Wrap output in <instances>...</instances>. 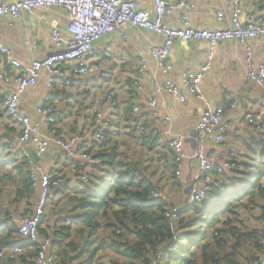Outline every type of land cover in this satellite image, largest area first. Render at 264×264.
Masks as SVG:
<instances>
[{
  "label": "crops",
  "instance_id": "crops-1",
  "mask_svg": "<svg viewBox=\"0 0 264 264\" xmlns=\"http://www.w3.org/2000/svg\"><path fill=\"white\" fill-rule=\"evenodd\" d=\"M4 1L15 2L17 0H0V4ZM171 1L177 3L181 0ZM190 1L196 6L195 10L187 14L193 27L201 30L230 27L231 15L235 9L231 0ZM137 2L141 8L153 11V0H137ZM239 6L243 22L246 21L247 15L250 13H264V0H241ZM217 12L224 14L222 22L217 21ZM67 24L66 14L59 7L39 9L34 14L22 12L12 25L8 18H0V42L11 51L14 60L19 61L24 67H28L32 61L44 59L54 50L51 37L52 28L56 26L64 32ZM165 24L169 27L180 28L182 25L181 12L175 10L166 18ZM126 33L127 39L125 40L116 33L103 37L96 46L95 60L105 58V68L111 71L114 76L112 82L103 81L98 76L88 77L82 79L77 88L58 89L53 93V99L57 102L55 116L60 132L66 136H72L79 132L84 137L79 147L81 150L87 149L91 153L94 149L93 142H98L94 138V132H90L93 121L92 109H106L108 103L101 102L98 97L109 88L117 91L120 107L118 113L112 117L111 141L107 145L109 148L114 144L118 145V149L115 150L116 156L118 155L116 158L118 167L110 168L109 171L104 170L103 175L99 171H96L99 173L93 172L91 175L93 177H89L91 183L89 181L83 184L78 179L80 173H74L73 169L77 167L87 172L86 165L69 158L54 145H51L45 155H38L40 159L36 161L32 154L35 147L30 144L19 146L16 129H11L7 125L8 118L5 114L3 115L1 124L6 127H0V244L4 247H10L15 242L24 244L17 235L18 223L23 216L34 213L39 198L40 185L37 183L34 186L30 180V162L36 164L44 173L64 176V185L55 190L53 198L58 200V208L50 209L52 199L47 205L46 216L43 218V226L44 229H47V234L42 235L44 240L49 242L48 249L56 254L58 262L61 264H91L92 261L85 259L87 253L80 255V251L64 254L62 246L57 245L58 241L54 237V230H49L48 226H52L59 217L68 211L80 215L79 210H84L79 208H84L86 205L83 204L95 200L93 196H90L89 200L86 197L87 193L97 192L98 194H108L110 198L113 197L114 190L110 183L114 182L115 176L119 172L127 169V165H137L143 175V177L139 174L135 175L134 190H138L142 185L149 186L150 189L159 193L160 199L166 203L167 207L169 205L183 207L187 204L191 187L199 178L198 165L194 159L198 140L195 126L203 114L205 106L192 96H188V101L182 103L177 97L170 94H154L152 90L155 85H164L170 82L186 93L182 85V75L185 72L195 73L201 69L208 60L209 47L205 42L200 41L192 42L187 48H183L178 43L175 44L168 57V63L172 66V70L165 73L150 55L151 48L154 45H161L164 39L140 29L127 28ZM63 35L66 36V32ZM251 47L254 52L255 64L264 65V46L260 40L252 42ZM142 56L148 60L147 69L141 76L142 90L136 91L135 97L130 99L127 95L131 85V75L133 76L139 66ZM245 61V47L235 41L221 42L215 50L213 68L204 78L201 86L205 100L213 109L226 106L228 103L226 91L233 93L237 99L238 107L235 110L225 109L224 121L230 124V130L225 140L221 143L207 140L206 152L218 163L228 160L232 152L237 155L239 171H230L225 176L215 178L210 195L218 190L224 193L242 190L243 198L241 197L239 201L233 203L234 212L237 209L238 211L233 214L232 224L233 227L240 230V233H249L264 225L262 209L264 207V193L262 192L264 190V130L257 132L253 126L246 123L248 118H253L264 126V86L245 80ZM2 67L3 64L0 61V71ZM4 69L5 71L9 70L7 66ZM46 78L47 75L42 74L38 84L28 88L20 98L19 111L34 122L42 120V117L36 113V107L47 95ZM14 90L15 86L4 85L0 81V107L4 95ZM155 96L154 99L158 101V106L151 109L150 103ZM135 107L139 108L138 114L133 113ZM166 116L171 117L172 125H164ZM137 120H140V123L144 124L147 129L146 134L149 137L147 146H142L141 140L131 134V128L137 123ZM77 122L80 123L79 126H77ZM168 129L171 131L170 137L182 139L186 155L178 178L175 176V163L167 144L168 137L163 135V132L165 133ZM11 144L14 145L13 149H9ZM127 144H130L132 150L131 161L122 162L121 158L125 154L129 157L130 150L129 146L126 147ZM147 150H153L154 153L151 167L143 165L141 161V156ZM113 173L114 175H112ZM256 180L261 188L247 191V188L252 186ZM217 181L221 183L218 184ZM86 185L87 187H85ZM71 193L72 195L68 196ZM75 194L85 196L89 201L79 200L77 202L73 197ZM111 214L110 216L115 219V216ZM186 217L189 222L209 218L207 214L199 213L195 209L191 210ZM100 222L101 228L98 236L100 235L101 243L98 244L96 250L100 249L102 244L104 251L111 256L104 259L105 263L104 261H100V263L131 264L132 261H129L125 255L128 241L123 239V243L118 244L119 238L117 237L125 233V228H118L115 236L109 226L110 219H103ZM201 222L206 224L204 221ZM217 222L214 223L215 229L227 242L222 244L221 249L215 248L214 250L221 256L229 257L231 264H250L257 253L251 240L241 239L235 242L233 236L228 234L230 226ZM198 224H195L194 227L179 228L174 241L177 244L193 242L195 240L194 231L198 229ZM128 237V239H134L132 235ZM73 239L80 242L82 235L75 234ZM114 239L117 241L113 242ZM199 252L200 247L195 245L186 253V257L194 259L195 264H201ZM5 264L13 263L5 262ZM92 264H97V262Z\"/></svg>",
  "mask_w": 264,
  "mask_h": 264
},
{
  "label": "built area",
  "instance_id": "built-area-1",
  "mask_svg": "<svg viewBox=\"0 0 264 264\" xmlns=\"http://www.w3.org/2000/svg\"><path fill=\"white\" fill-rule=\"evenodd\" d=\"M235 5L232 12L230 27L227 29H197L192 26L187 14L196 9L190 0H181L173 3L171 0H153V11L141 8L137 0H17L15 2L4 1L0 4V18H8L12 25L20 17L22 12L34 14L39 9L62 8L66 14L68 24L63 30L54 26L51 30V37L54 50L44 59L32 61L28 67H24L19 61L14 60L11 51L0 42V61L3 67L0 71V81L4 85L15 86L13 92L4 95L2 106L0 107V127L3 126L2 117L8 118L7 125L11 129H16L19 146L30 144L35 147L38 155H45L51 145L62 150L69 158L78 160L88 171L74 168V173H80L78 179L81 183H88L93 172L105 169L108 158H95L87 149L81 150L80 143L84 137L78 132L72 136H66L57 127L56 111L57 102L53 99V93L58 89L77 88L82 79L98 76L103 81H113L114 76L111 71L105 68V58L95 60L96 46L100 40L112 34L118 33L125 40L127 39V28L146 30L164 39L161 45H154L150 50V55L154 58L158 66L168 73L172 66L168 63V57L172 47L180 44L183 48L188 47L192 42H205L208 47V60L198 72H185L182 75V85L186 93L172 83L155 85L154 94H170L177 97L180 102L186 103L188 96L200 100L205 109L195 126L197 133V150L194 159L197 162L199 178L191 187L190 197L187 206L205 201L212 189L215 178L224 176L227 172L233 171L238 166L237 155L230 153L228 160L218 163L206 152L207 140H214L221 143L225 140L230 130V124L224 121L225 109L235 110L238 107L237 99L233 93L226 91L228 103L226 106H219L216 109L210 107L204 98L202 91V81L207 77L213 68L215 50L224 41H235L246 49V76L247 82H253L259 86H264V65H256L254 62V52L251 47L252 42L260 40L264 46V13H250L246 21L241 20V0H231ZM175 10L181 12L182 25L180 28L169 27L165 20ZM218 22H222L224 14L217 12ZM5 66L9 68L5 71ZM148 66V60L142 56L139 66L131 75V85L128 88V97L133 99L136 91L142 90L141 76ZM46 74L47 95L44 96L40 104L36 107V113L42 117L40 122H34L30 117L23 115L19 111L21 95L30 87H35L42 74ZM101 102H107L108 106L104 110L92 109V126L95 140L104 142V131L112 127V117H114L120 107L119 96L113 88L106 89L100 95ZM153 97L150 108L158 106V101ZM133 113L138 114L139 108H133ZM247 124L254 127L255 131L262 132L263 124L253 118H248ZM80 123L77 122V126ZM164 125H172L170 116L164 119ZM138 135H145L147 129L144 124L137 120L133 126ZM132 127V128H133ZM163 135L167 138L168 147L172 153L175 163V176L181 174L183 162L186 158L183 141L181 138L170 137V129ZM11 144L9 149H13ZM101 160H105V163ZM29 175L32 184L40 185V194L32 215L23 216L18 223L17 235L26 245L18 244L4 247L0 244V264L11 262L13 264H56L55 254L48 249L49 242L41 238V221L45 214L47 205L55 197V190L64 185V176L50 175L33 162L29 163ZM264 187V186H263ZM152 198L157 200L160 195L157 191H151ZM186 207V206H184ZM171 207L166 212L167 220L172 224H178L183 217L186 208ZM1 211V210H0ZM235 210V212H237ZM264 234V230L259 232ZM218 235V233H215ZM262 240L264 237H261ZM260 244V243H259ZM264 244V240H263ZM250 264H263L264 254L256 255ZM226 264V263H222Z\"/></svg>",
  "mask_w": 264,
  "mask_h": 264
},
{
  "label": "trees",
  "instance_id": "trees-1",
  "mask_svg": "<svg viewBox=\"0 0 264 264\" xmlns=\"http://www.w3.org/2000/svg\"><path fill=\"white\" fill-rule=\"evenodd\" d=\"M104 133V142H93L95 151L93 149L91 154L99 159L108 157L106 163L113 165L110 161H113L116 157L115 150L118 149V145L114 144L109 148L107 144L111 141V131L106 130ZM137 137L141 140L140 143L142 146H147V141L149 140L147 134L143 136L137 135ZM101 161L105 163V160ZM238 168L237 166L233 172L239 171ZM140 172L137 165H127V169L119 172V174L115 176L114 182L110 183V186L114 190L113 197L110 198L108 194H98L97 192L87 193L86 197L89 200L91 199L90 196H93L95 200L83 204L86 205L84 207L86 209L79 208L84 210L80 215L68 211L62 217H59L56 223L52 226H48L49 230H54V237L58 241L57 245L62 246L64 254L68 255L76 251H80V255L87 253L90 248L87 245H82L81 241H74L73 238L75 234L83 236V234L86 233L88 237H94L96 239L101 228L100 221L103 219H110L111 224H109V226L112 228L115 236L118 228H125V233L119 234L121 237L119 236L117 238H119L118 244H122L123 239L128 241V249L125 255L129 261H132L131 264H195L194 259L186 257V253L195 245L200 247L201 264H231L229 257L221 256L214 250L215 248L221 249L222 244L227 242L226 239L220 236V232L215 228L213 233L209 236L202 234L200 239L196 238L193 242L187 243L182 248L174 241V237L179 228L192 227L200 223L198 224L199 230L203 228V225L209 222L210 225H213L215 221H218V224L230 226L228 234L233 236L232 238L235 242L241 239L251 240L257 253L250 263L257 259L256 255L261 253L264 254V239L262 240L261 238L264 237V234L261 235L259 233L261 229L264 230V225L262 228L257 230L254 229L249 233H240L237 227L232 226L233 214L236 213L234 212L235 207H233V203L239 201L241 197L243 198L242 190L234 192L227 191L226 193L218 190L213 195L209 194L208 198L203 202L194 203L191 206H187V202V204L184 205L186 207L183 206L186 208L183 217L178 224H172L167 220L166 212L168 207L171 208L174 205H169L167 207L162 199L159 198L154 200L151 195L152 189H150L149 186L142 185L138 190L133 189L136 180L135 175L139 174L143 177L141 174L142 172ZM112 175H114V173ZM217 183L220 184L221 182L217 181ZM255 188H261L258 185V180H256L252 186L248 187L247 191ZM262 192L264 193V190ZM193 209L199 213L207 214L209 218L205 220L201 218L199 221L189 222L186 216L190 214V211ZM262 209L264 211V207ZM110 214L115 216V219L111 217ZM45 216L44 214L43 218ZM43 218L41 221V236L47 234V229H44L43 226ZM201 221H204L206 224H203ZM198 230L194 231L195 234L198 233ZM215 233H218V235H215ZM129 235L134 236V239H128ZM114 241L117 240L114 239L113 242ZM19 244L23 243L21 242ZM52 244L55 245L53 242ZM13 245L18 244L15 242ZM172 249L173 251H171ZM96 251L95 249V252ZM164 255H166V257H164ZM56 264H61L58 262L57 256ZM97 264H101L99 260Z\"/></svg>",
  "mask_w": 264,
  "mask_h": 264
},
{
  "label": "rangeland",
  "instance_id": "rangeland-1",
  "mask_svg": "<svg viewBox=\"0 0 264 264\" xmlns=\"http://www.w3.org/2000/svg\"><path fill=\"white\" fill-rule=\"evenodd\" d=\"M131 134L134 136V137H137V135H138V133H137V131H136V128H131ZM133 137V138H134ZM130 144H127V146L126 147H128ZM129 150H130V153H129V157L125 154L124 156H123V158H121V161L122 162H126V161H131V159H130V155H131V147L129 146V148H128ZM142 150V149H141ZM146 154V155H145ZM145 154L143 155V156H141V161H142V163H143V165H146V166H148V167H151V163L153 162V158H154V153H153V150H147L146 152H145ZM118 156V155H117ZM117 156L113 159V161L111 160L110 162H112V164L113 165H109V164H107L106 165V168L105 169H103V170H101L100 172L102 173V175H103V171L104 170H106V171H109L110 170V168H116V167H118V161H116V158H117ZM136 160H139V158H136ZM157 164V163H156ZM97 173H99V172H97ZM91 177H93V176H91ZM89 186V185H88ZM91 186V185H90ZM85 187H87V185L85 186ZM84 187V188H85ZM72 195V193L71 194H68V196H71ZM73 197L75 198V200L78 202L79 200L80 201H83V200H86L87 198L84 196H80L79 194H75V195H73ZM51 207H50V209H53V210H55V209H57L58 208V204H59V202H58V200L57 199H52L51 201ZM49 202V203H50ZM82 211L81 210H79V213H81ZM195 226V225H194ZM193 226V227H194ZM214 228H215V224H213V225H210V222L209 223H207L206 225H203V228L202 229H197L198 230V233H196L194 236V238L196 239H200L201 238V236H202V234H205V236H209L211 233H213V231H214ZM99 239H100V235L95 239L94 237H88V235L86 234V233H84L83 234V236H82V240H81V243H82V245H87L89 248H90V250L87 252V254L85 255V259H91V261L93 262V263H95V262H97L98 260L99 261H104V259L105 258H109V257H111L110 256V254L109 253H107V252H105L104 251V249H103V246H102V244L100 245V249L98 248L97 249V251L95 252V249L97 248V246H98V244L99 243H101V240L99 241ZM202 241V240H201ZM187 244V242H180V244H179V247L180 248H182L184 245H186ZM98 250H99V252H98ZM95 252V253H94ZM200 254H201V252H199V255L198 256H200ZM106 261V260H105ZM105 261H104V263H105Z\"/></svg>",
  "mask_w": 264,
  "mask_h": 264
},
{
  "label": "water",
  "instance_id": "water-1",
  "mask_svg": "<svg viewBox=\"0 0 264 264\" xmlns=\"http://www.w3.org/2000/svg\"><path fill=\"white\" fill-rule=\"evenodd\" d=\"M32 151H34V150H32ZM33 156L36 158V161H38L40 158H38L39 156H37V154H36V152L34 151L33 153Z\"/></svg>",
  "mask_w": 264,
  "mask_h": 264
},
{
  "label": "clouds",
  "instance_id": "clouds-1",
  "mask_svg": "<svg viewBox=\"0 0 264 264\" xmlns=\"http://www.w3.org/2000/svg\"><path fill=\"white\" fill-rule=\"evenodd\" d=\"M24 242V244L23 245H26V242L25 241H23Z\"/></svg>",
  "mask_w": 264,
  "mask_h": 264
}]
</instances>
